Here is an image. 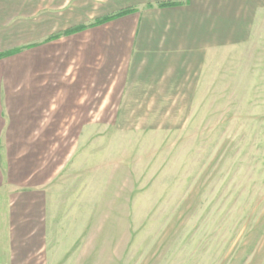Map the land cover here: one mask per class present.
Masks as SVG:
<instances>
[{
    "label": "crops",
    "instance_id": "0c3cea01",
    "mask_svg": "<svg viewBox=\"0 0 264 264\" xmlns=\"http://www.w3.org/2000/svg\"><path fill=\"white\" fill-rule=\"evenodd\" d=\"M84 25V39H49ZM253 45L264 49V0H0V264H74L49 192L90 109L139 111L144 97L147 112L174 110L210 87L217 55Z\"/></svg>",
    "mask_w": 264,
    "mask_h": 264
},
{
    "label": "rangeland",
    "instance_id": "374dc122",
    "mask_svg": "<svg viewBox=\"0 0 264 264\" xmlns=\"http://www.w3.org/2000/svg\"><path fill=\"white\" fill-rule=\"evenodd\" d=\"M263 52L217 55L210 87L174 110L139 97L71 129L49 212L74 264H264Z\"/></svg>",
    "mask_w": 264,
    "mask_h": 264
},
{
    "label": "trees",
    "instance_id": "16d2710c",
    "mask_svg": "<svg viewBox=\"0 0 264 264\" xmlns=\"http://www.w3.org/2000/svg\"><path fill=\"white\" fill-rule=\"evenodd\" d=\"M171 5H172V4H169V5H166V4L164 5V4H163V5H161V7H166V6H171ZM128 12H129V11H123V12L117 14V15H113V16L105 17V18H103V19H99V20H97L94 24H99V23L108 22V21H110L111 19H113V18H115V17H118V16H120V15H124V14H126V13H128ZM88 27H90V25L79 26V27H77V28H74V29H71V30L65 32L64 35L74 34V33H77V32H80V31H83V30L87 29ZM58 38H59V35H56V36L52 37V39H58ZM7 55H8V53H7V54H6V53H4V54H0V59L4 58V57L7 56Z\"/></svg>",
    "mask_w": 264,
    "mask_h": 264
}]
</instances>
